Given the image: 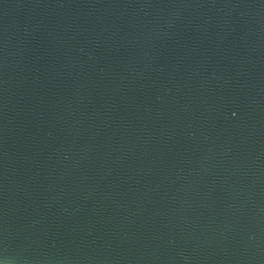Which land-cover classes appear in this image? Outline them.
<instances>
[{"label":"water","instance_id":"95a60500","mask_svg":"<svg viewBox=\"0 0 264 264\" xmlns=\"http://www.w3.org/2000/svg\"><path fill=\"white\" fill-rule=\"evenodd\" d=\"M0 264H264V0H0Z\"/></svg>","mask_w":264,"mask_h":264}]
</instances>
